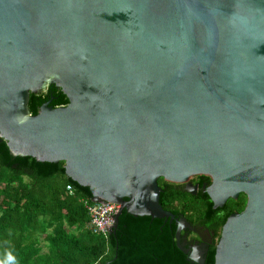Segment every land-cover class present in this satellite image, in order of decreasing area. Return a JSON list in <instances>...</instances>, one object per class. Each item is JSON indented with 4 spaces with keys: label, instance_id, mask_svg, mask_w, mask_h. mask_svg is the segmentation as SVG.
<instances>
[{
    "label": "water",
    "instance_id": "water-1",
    "mask_svg": "<svg viewBox=\"0 0 264 264\" xmlns=\"http://www.w3.org/2000/svg\"><path fill=\"white\" fill-rule=\"evenodd\" d=\"M0 140L177 245L158 181L207 177L214 210L247 199L214 264H264V0H0Z\"/></svg>",
    "mask_w": 264,
    "mask_h": 264
},
{
    "label": "trees",
    "instance_id": "trees-1",
    "mask_svg": "<svg viewBox=\"0 0 264 264\" xmlns=\"http://www.w3.org/2000/svg\"><path fill=\"white\" fill-rule=\"evenodd\" d=\"M48 102L53 109L69 103L51 87L46 94L30 95V114L38 115ZM68 186L73 196L67 194ZM158 186L166 212L186 216L203 210L204 217L214 212L207 195L199 201L163 180ZM85 203H92L91 192L67 178L64 163L14 158L0 140V264H188L177 248L176 228L170 221L134 218L123 212L117 230L104 239L87 230ZM232 204L243 210L246 197L241 195ZM227 219L202 222L216 233V243ZM215 252L212 247L207 264H214Z\"/></svg>",
    "mask_w": 264,
    "mask_h": 264
},
{
    "label": "flooded vegetation",
    "instance_id": "flooded-vegetation-1",
    "mask_svg": "<svg viewBox=\"0 0 264 264\" xmlns=\"http://www.w3.org/2000/svg\"><path fill=\"white\" fill-rule=\"evenodd\" d=\"M204 178L207 177L192 178L189 181V184L192 187L190 188V192H188L187 190L188 184L171 185L174 186V189L178 188L179 190L184 191V193L189 197L198 198L199 201H203L206 197L205 189H207L211 185V180L209 182H206ZM194 187L196 189H194ZM239 198L237 200H228L222 209H213L214 212L209 214L207 217H204L203 210L202 212L198 213L190 212L186 216H183L178 211H175V213H171L175 216V220L182 223L181 227L179 228L181 230L179 245H177L176 237L175 242L177 248L182 252L188 264H207L210 249L212 247L216 249L218 243H216L215 240L216 233L214 231L208 230L206 228L207 224L202 225V222L204 221L206 223H215L218 222L220 218H222V216H228L229 218L234 214L242 213L245 207L243 210H240L237 206H233L232 204V202H237ZM170 225L175 226L177 231V225L175 222L170 223Z\"/></svg>",
    "mask_w": 264,
    "mask_h": 264
},
{
    "label": "built area",
    "instance_id": "built-area-1",
    "mask_svg": "<svg viewBox=\"0 0 264 264\" xmlns=\"http://www.w3.org/2000/svg\"><path fill=\"white\" fill-rule=\"evenodd\" d=\"M66 192L69 196L74 195V190L70 186L66 187ZM84 206L89 218L87 230L93 235L106 239L114 227V217L118 212V206L108 203L104 205L85 203Z\"/></svg>",
    "mask_w": 264,
    "mask_h": 264
}]
</instances>
